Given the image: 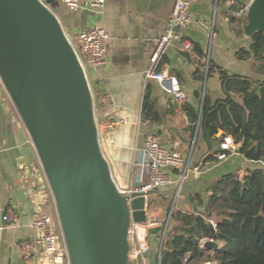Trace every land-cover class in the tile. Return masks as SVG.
Masks as SVG:
<instances>
[{
    "label": "crops",
    "instance_id": "0c3cea01",
    "mask_svg": "<svg viewBox=\"0 0 264 264\" xmlns=\"http://www.w3.org/2000/svg\"><path fill=\"white\" fill-rule=\"evenodd\" d=\"M89 1L80 0L82 7L77 12L58 3L54 13L66 34L97 27L110 37L105 64L97 68L89 65L88 79L100 124L102 151L118 188L127 191L150 182V170L141 166V162L147 160V137L151 134L159 137L164 147L180 152L189 164L181 188L175 183L155 190L154 195L146 198L148 222L156 224L143 228L140 238L150 264H159L162 234L169 227L174 210L192 213L195 205L191 197L207 196L208 189L224 174L237 172L243 178L246 170L264 167L263 163L248 161L238 150L225 161L203 163L225 136L220 130L215 137L217 142L209 145L201 130L205 97L213 103L227 97L220 72L264 83V74L257 70L260 63L254 58L239 59L240 51H251L252 38L245 36L242 25L247 23L252 0L245 3L191 0L192 23L183 34L193 41L198 58L171 47L160 66L179 78L187 93V101L182 105H177L157 82L145 76L151 64L146 47L165 33L175 0H105L102 8H90ZM255 88L261 89L257 90L261 93L264 86L255 85ZM146 96L159 116L157 121L143 118ZM110 123H115V127L106 129ZM41 168L29 132L0 81V264H23L21 245L25 240H36L32 224L37 212L55 211L50 198L44 197V184L39 182V179L44 181ZM179 174L172 173L177 182ZM9 211L19 218L17 224L3 220ZM205 242L208 240L201 243L204 250L217 252L206 249ZM130 261L141 264L138 260Z\"/></svg>",
    "mask_w": 264,
    "mask_h": 264
},
{
    "label": "water",
    "instance_id": "95a60500",
    "mask_svg": "<svg viewBox=\"0 0 264 264\" xmlns=\"http://www.w3.org/2000/svg\"><path fill=\"white\" fill-rule=\"evenodd\" d=\"M55 6L0 0V79L39 156L72 264H129L131 224H147L146 198L156 191L124 195L115 183L90 83ZM242 29L264 34V0H252Z\"/></svg>",
    "mask_w": 264,
    "mask_h": 264
},
{
    "label": "trees",
    "instance_id": "16d2710c",
    "mask_svg": "<svg viewBox=\"0 0 264 264\" xmlns=\"http://www.w3.org/2000/svg\"><path fill=\"white\" fill-rule=\"evenodd\" d=\"M250 49L240 51L239 59L254 58L261 64L257 70L264 74V34L254 35ZM211 72L210 65L209 76ZM220 77L227 97L214 103L205 97L203 139L212 145L221 130L234 138L238 153L245 159L264 164V89L259 93L255 88L264 83L241 80L226 72H220ZM143 118L159 119L148 96L143 103ZM217 154L218 150L203 163L218 161ZM190 201L195 205L192 213H172L161 264H264L263 166L246 170L242 179L237 172L224 174L208 189L207 196L196 194ZM205 239L218 244L216 253L202 248Z\"/></svg>",
    "mask_w": 264,
    "mask_h": 264
},
{
    "label": "built area",
    "instance_id": "2783aa9c",
    "mask_svg": "<svg viewBox=\"0 0 264 264\" xmlns=\"http://www.w3.org/2000/svg\"><path fill=\"white\" fill-rule=\"evenodd\" d=\"M47 0H40L46 4ZM64 4L70 11L77 12L81 9L80 0H52ZM105 5V0H90L88 6L90 8H102ZM191 0H175L172 16L168 23L165 33L158 39L152 40L146 47V53L150 57V68L146 72V79L157 82L163 90H165L174 100L177 105H182L187 101V93L182 88L179 78L168 71L161 69V62L166 56L169 48L174 47L182 54H187L192 58H198L193 41L184 36L183 32L192 23L189 14ZM205 25L204 23H202ZM181 28V32L177 28ZM69 42L74 47L80 64L82 65L87 78V66L102 67L105 64V55L107 51V42L109 40L108 33L101 28L85 29L71 34H66ZM79 48L80 52L76 48ZM209 67L207 66V70ZM1 81V79H0ZM89 81V79H88ZM95 106V105H94ZM95 119L98 129L100 124L98 115L95 111ZM115 123H110L105 126L106 129L115 127ZM237 144L234 138L230 135L223 136L217 145L218 161L227 160L234 152L237 151ZM146 158L141 162V166L148 167L150 170V182L141 188H131L127 191L121 190L124 195H131L134 192H149L153 190H161L165 187L172 186L175 183L181 188L183 185L189 164L180 152L164 147L161 140L156 135L147 137ZM44 181L39 179V182L44 184L43 190L46 194L44 197L52 199L55 206L54 213H45L39 210L34 218L32 229L36 233V240H25L21 245V254L23 264H72L69 251L67 249L61 220L57 211L56 203L45 175ZM178 171V182L175 181L172 173ZM36 178V176H35ZM5 222L18 223L19 218L13 211H9L4 216ZM156 223L147 222V224H131L130 242L131 253L130 260H138L141 264H150L147 257V251L140 238L143 228ZM166 232L164 233V237ZM134 240V247L132 242ZM161 260L159 261V264Z\"/></svg>",
    "mask_w": 264,
    "mask_h": 264
},
{
    "label": "rangeland",
    "instance_id": "374dc122",
    "mask_svg": "<svg viewBox=\"0 0 264 264\" xmlns=\"http://www.w3.org/2000/svg\"><path fill=\"white\" fill-rule=\"evenodd\" d=\"M58 3H60V2H55L56 6H57V4H58ZM51 8H52V9H53V11L56 13V8H55V7H51ZM76 49H77V51H78V52H80V50H79V48H78V47H77ZM87 71L89 72L88 66H87ZM89 80H90V78H89ZM2 86L4 87V85H3V84H2ZM240 179H242V178H240ZM51 202L54 204V202H53V200H52V199H51ZM164 224H165V223H164ZM167 231H168V227H167V228H165V231L163 232V234H162V235L164 236V233H165V232H166V234H167ZM162 238H163V237H162ZM165 238H166V236H165ZM129 264H132V263H131V261L129 262ZM153 264H156V263H154V262H153ZM210 264H211V263H210Z\"/></svg>",
    "mask_w": 264,
    "mask_h": 264
}]
</instances>
